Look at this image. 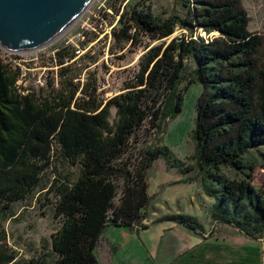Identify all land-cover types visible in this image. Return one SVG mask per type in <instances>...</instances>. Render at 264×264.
<instances>
[{"label":"trees","instance_id":"16d2710c","mask_svg":"<svg viewBox=\"0 0 264 264\" xmlns=\"http://www.w3.org/2000/svg\"><path fill=\"white\" fill-rule=\"evenodd\" d=\"M177 1L186 8L184 18L162 19L150 8L136 7L121 15L113 28L115 40L132 46L145 43L146 52L135 80L107 104L99 103L87 88L82 90L88 99H75L74 90L62 91L58 98L21 94L18 69L0 53V210L25 200L40 185L41 172L52 163L53 139L58 155L80 167L76 181H60L56 188L55 215L62 222L52 239L55 259L18 261L0 217V264H101L97 249L107 229L137 233L147 228L144 220L152 199L148 170L170 151L167 146H147L135 152L131 139L145 123L151 122L158 133L162 123L180 114L185 81L203 87L189 159L204 180L221 166L244 168L246 153L264 144V67L256 56L263 36L248 30L250 19L241 0ZM178 27L218 35L205 39L183 34L166 41ZM156 40L160 43L152 45ZM190 59L196 63L191 71ZM111 106L116 108L113 124ZM192 170L188 166L182 172ZM221 191L214 220L246 236H263L264 188L256 191L232 180L225 181ZM166 219L195 232L202 227L188 215Z\"/></svg>","mask_w":264,"mask_h":264},{"label":"rangeland","instance_id":"374dc122","mask_svg":"<svg viewBox=\"0 0 264 264\" xmlns=\"http://www.w3.org/2000/svg\"><path fill=\"white\" fill-rule=\"evenodd\" d=\"M241 3L250 19L248 30L261 34L264 39V0H241ZM132 7L143 10L150 8L162 19L173 15L184 18L186 11L177 0H91L59 37L52 38L40 47L17 49L19 53L8 56L5 54L7 48L0 45L5 63L22 74L21 82L17 85L18 92H34L43 99L58 98L62 91L67 93L74 90L75 99L82 96L88 99L82 90L87 88L103 104L124 92L122 89L126 84L135 80L140 57L146 52L145 43L132 46L128 41L119 42L114 38L113 28L119 26L121 15ZM192 30L178 27L166 41L183 34L193 33L195 38L205 39L218 35L217 32L210 33L202 28ZM157 43L160 41H153L152 45ZM256 56L260 66L264 67V41ZM60 60L64 62L62 65ZM187 65L189 71L196 67L192 59L187 61ZM41 75L44 81L42 86L35 83ZM181 87L184 88V102L180 114L162 123L158 133L156 127H151V122L145 123L131 139L130 145L135 152L147 146H167L170 153L154 160L148 170L147 181L152 197L144 220L148 228L141 231L140 237L123 227L107 229L105 238L109 237L118 245L105 243V239L98 247L99 259L105 264L118 250V257L124 261H139L146 249L141 245L142 240L147 243L163 240L192 242L196 237L192 230L166 219L169 215H188L202 225L199 232L204 235L209 233L208 236H211L213 231L219 235L221 231L229 232L235 228L233 225L213 218V212L221 204L222 184L237 180L248 183L256 191L264 188V144H257L246 153L242 160L245 167L242 169L221 166L212 172L215 176L207 180L198 175L195 161L189 158L194 153L192 133L203 87L200 84L187 86V81ZM110 120L111 124L116 120L114 106L110 107ZM58 152L59 148L53 139L52 163L41 172L40 185L25 200L0 210L2 224L8 234V245L16 252L18 261L32 257L45 258L50 262L55 259L52 239L62 222V218L55 215V205L59 199L56 188L60 181H76L80 172L79 164L62 159ZM188 166L193 167V170L182 172Z\"/></svg>","mask_w":264,"mask_h":264},{"label":"crops","instance_id":"0c3cea01","mask_svg":"<svg viewBox=\"0 0 264 264\" xmlns=\"http://www.w3.org/2000/svg\"><path fill=\"white\" fill-rule=\"evenodd\" d=\"M116 227V226H114ZM187 228L186 226H184ZM148 228V227H147ZM136 233L139 237L141 231ZM188 229V228H187ZM129 231L128 229H125ZM190 230V229H188ZM187 231V230H186ZM200 230L192 231V242L154 241L144 242V254L139 261H124L117 253L111 255L108 264H264V235L258 238L246 236L236 228L229 232L221 231L220 235L213 231L211 236L202 234ZM132 233L131 231H129ZM190 232V231H189ZM203 237H202V235ZM118 245L106 236L105 243ZM101 264H105L101 261Z\"/></svg>","mask_w":264,"mask_h":264},{"label":"water","instance_id":"95a60500","mask_svg":"<svg viewBox=\"0 0 264 264\" xmlns=\"http://www.w3.org/2000/svg\"><path fill=\"white\" fill-rule=\"evenodd\" d=\"M91 0H0V45L42 46L77 18Z\"/></svg>","mask_w":264,"mask_h":264},{"label":"built area","instance_id":"2783aa9c","mask_svg":"<svg viewBox=\"0 0 264 264\" xmlns=\"http://www.w3.org/2000/svg\"><path fill=\"white\" fill-rule=\"evenodd\" d=\"M14 53H19V52H16V50L15 51H13V50H11V49H6L5 50V54H7L8 56H10L11 54H14ZM2 56V55H1ZM22 76V74H21V72H19V76H18V79H17V82H16V84L18 85V83L19 82H21V79H20V77ZM43 79H42V75L39 77V78H37V80L35 81V83H37V84H39L40 86H42L43 85ZM17 85H16V87H17ZM38 85V86H39ZM18 89V88H17ZM22 94H25V93H22Z\"/></svg>","mask_w":264,"mask_h":264},{"label":"bare ground","instance_id":"6f19581e","mask_svg":"<svg viewBox=\"0 0 264 264\" xmlns=\"http://www.w3.org/2000/svg\"><path fill=\"white\" fill-rule=\"evenodd\" d=\"M78 17H79V16H78ZM78 17H77V18H78ZM75 20H76V18L73 19L72 21H75ZM62 33H63V32H62ZM62 33H61V34H62ZM56 37H59V36H58V35H55V36L53 37V39H55Z\"/></svg>","mask_w":264,"mask_h":264}]
</instances>
